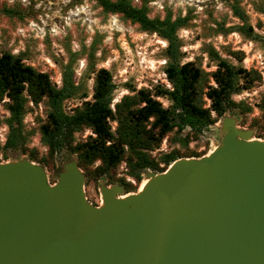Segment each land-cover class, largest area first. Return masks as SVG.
I'll return each instance as SVG.
<instances>
[{"label":"water","instance_id":"obj_1","mask_svg":"<svg viewBox=\"0 0 264 264\" xmlns=\"http://www.w3.org/2000/svg\"><path fill=\"white\" fill-rule=\"evenodd\" d=\"M219 134L140 192L100 185L97 206L77 158L53 184L27 159L0 163V264H264V140L230 116Z\"/></svg>","mask_w":264,"mask_h":264},{"label":"rangeland","instance_id":"obj_2","mask_svg":"<svg viewBox=\"0 0 264 264\" xmlns=\"http://www.w3.org/2000/svg\"><path fill=\"white\" fill-rule=\"evenodd\" d=\"M147 1L150 18L161 19L167 12H170L172 18L187 17L186 27L177 31L181 44V63L192 62L209 74L215 67L205 50L211 47L222 59L245 70H254L260 78L249 90L231 96L238 108L226 111L200 134L193 136L188 128L182 130L180 137L187 135L186 150L179 148L177 144L168 145L164 138L159 147L150 152L151 156L157 158L159 154L177 149L184 153L193 152L188 157L180 158H195L194 153L200 156L209 154L220 140V123L225 116L232 117L239 129L251 130V138L264 140V46L233 32L219 33L216 25L221 23L224 28L237 25V20L231 16L228 8L233 0ZM236 2L246 14L253 31L264 36V0ZM131 3L140 5L139 0H131ZM164 47L165 43L154 34L139 31L136 25L122 20L118 15L102 13L91 0H0V54L9 52L20 56L24 64L46 73L50 82L57 87L60 85L63 67L68 64L72 68L73 79L79 90L75 98L63 102L66 113H71L73 108L90 100L92 77L100 68L106 69L111 75L115 87L112 93L113 102L123 95H131V90H152L155 86L168 88L163 73ZM208 84L212 85L209 79ZM155 99L162 107L168 105L162 98ZM207 105L208 101H205V107ZM44 115L43 102L36 106L27 103L22 119L26 134L24 148L35 150L38 158L44 157L46 152L39 142L38 134V126L43 122ZM7 116L6 110L0 104V128H5L3 141L0 136V163L28 160L27 154L21 149H1L7 132L3 123ZM211 117L214 115L211 114ZM110 125L113 128L114 124ZM88 135L89 131L83 130L74 134V138L75 141L84 140ZM73 158L76 156L64 152L53 158L52 168L36 164L43 167L48 183L53 184L61 165ZM124 168L123 163L119 164L110 176L123 178L134 189L125 192L123 187L110 181L106 175L90 179L83 174L86 200L93 206L100 204V185L120 186L122 194L135 193L146 180V172H154H141L140 181L135 184L132 178L125 175Z\"/></svg>","mask_w":264,"mask_h":264},{"label":"trees","instance_id":"obj_3","mask_svg":"<svg viewBox=\"0 0 264 264\" xmlns=\"http://www.w3.org/2000/svg\"><path fill=\"white\" fill-rule=\"evenodd\" d=\"M91 1L102 13L118 15L136 25L139 31L154 34L165 43L163 73L168 88L155 86L152 90H131V95H123L113 102L115 87L111 75L100 68L92 77L90 100L66 113L63 102L75 98L79 90L70 65L63 67L57 87L46 73L24 64L20 56L3 52L0 54V104L8 116L3 122L7 132L1 149H21L29 161L49 168L53 167V158L61 153L75 155L77 166L85 176L95 179L106 175L128 192L134 187L123 178L110 176L119 164H124L125 175L138 184L141 172L150 170L160 173L175 159L193 154L177 149L159 154L156 158L150 152L157 149L164 138L168 145L177 144L186 150L188 140L187 135L180 137L182 130L188 128L193 136L200 134L226 111L238 108L231 96L249 90L260 78L254 70H245L222 59L211 47L205 50L215 67L209 74L192 62L181 63L177 31L186 27V16L172 18L167 12L161 19L150 18L147 0H139V6L133 5L131 0ZM228 8L238 23L225 28L217 23L219 33L233 32L264 46V36L253 31L236 0ZM208 79L212 85L208 84ZM155 98L164 99L168 105L162 107ZM205 101H208L206 107ZM41 102L45 106V115L38 126V134L46 152L44 157L38 158L35 150L24 148L26 134L22 119L27 103L36 106ZM110 123L114 124L113 128ZM83 130H88L90 135L75 141L74 134ZM194 157L200 155L194 153ZM94 163L97 164L92 167ZM160 164L162 167H159Z\"/></svg>","mask_w":264,"mask_h":264},{"label":"bare ground","instance_id":"obj_4","mask_svg":"<svg viewBox=\"0 0 264 264\" xmlns=\"http://www.w3.org/2000/svg\"><path fill=\"white\" fill-rule=\"evenodd\" d=\"M215 148H216V147H215ZM215 148H214V149H215ZM214 149H213V150H214ZM213 150H211L210 153H211ZM207 155H208V154H207ZM146 182H147V179L144 180V181L140 184V187H139V189H138L137 192H140V191L142 190V188H143V186L146 184ZM126 195H129V194H126ZM126 195H122V196H120L119 198H123V197L126 196Z\"/></svg>","mask_w":264,"mask_h":264},{"label":"built area","instance_id":"obj_5","mask_svg":"<svg viewBox=\"0 0 264 264\" xmlns=\"http://www.w3.org/2000/svg\"><path fill=\"white\" fill-rule=\"evenodd\" d=\"M5 128H0L1 141L4 140Z\"/></svg>","mask_w":264,"mask_h":264},{"label":"flooded vegetation","instance_id":"obj_6","mask_svg":"<svg viewBox=\"0 0 264 264\" xmlns=\"http://www.w3.org/2000/svg\"><path fill=\"white\" fill-rule=\"evenodd\" d=\"M90 205H92V203H89ZM96 204H97V202H96Z\"/></svg>","mask_w":264,"mask_h":264}]
</instances>
